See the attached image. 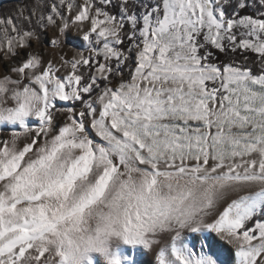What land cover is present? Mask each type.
I'll return each instance as SVG.
<instances>
[{"label":"snow or ice","instance_id":"obj_1","mask_svg":"<svg viewBox=\"0 0 264 264\" xmlns=\"http://www.w3.org/2000/svg\"><path fill=\"white\" fill-rule=\"evenodd\" d=\"M0 264H264V0L0 14Z\"/></svg>","mask_w":264,"mask_h":264},{"label":"rangeland","instance_id":"obj_2","mask_svg":"<svg viewBox=\"0 0 264 264\" xmlns=\"http://www.w3.org/2000/svg\"><path fill=\"white\" fill-rule=\"evenodd\" d=\"M24 0H0V14L11 10L16 4L23 3Z\"/></svg>","mask_w":264,"mask_h":264}]
</instances>
